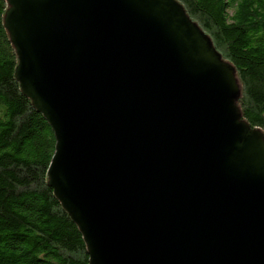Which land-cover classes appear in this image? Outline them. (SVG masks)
<instances>
[{
  "label": "water",
  "instance_id": "95a60500",
  "mask_svg": "<svg viewBox=\"0 0 264 264\" xmlns=\"http://www.w3.org/2000/svg\"><path fill=\"white\" fill-rule=\"evenodd\" d=\"M14 78L88 264H264V139L175 0H5Z\"/></svg>",
  "mask_w": 264,
  "mask_h": 264
},
{
  "label": "trees",
  "instance_id": "16d2710c",
  "mask_svg": "<svg viewBox=\"0 0 264 264\" xmlns=\"http://www.w3.org/2000/svg\"><path fill=\"white\" fill-rule=\"evenodd\" d=\"M233 67L240 119L264 139V0H175ZM0 0V264H88L77 226L46 169L51 128L14 78L15 50Z\"/></svg>",
  "mask_w": 264,
  "mask_h": 264
}]
</instances>
